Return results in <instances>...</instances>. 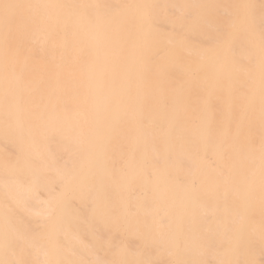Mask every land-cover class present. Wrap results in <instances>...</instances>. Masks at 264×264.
Returning <instances> with one entry per match:
<instances>
[{"label": "bare ground", "instance_id": "bare-ground-1", "mask_svg": "<svg viewBox=\"0 0 264 264\" xmlns=\"http://www.w3.org/2000/svg\"><path fill=\"white\" fill-rule=\"evenodd\" d=\"M0 264H264V0H0Z\"/></svg>", "mask_w": 264, "mask_h": 264}]
</instances>
